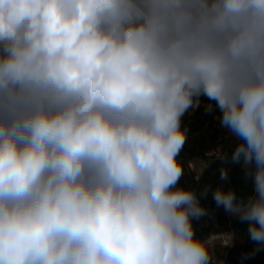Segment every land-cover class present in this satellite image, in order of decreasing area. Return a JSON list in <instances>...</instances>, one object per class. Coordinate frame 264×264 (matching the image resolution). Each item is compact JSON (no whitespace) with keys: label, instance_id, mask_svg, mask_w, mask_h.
I'll list each match as a JSON object with an SVG mask.
<instances>
[{"label":"clouds","instance_id":"1","mask_svg":"<svg viewBox=\"0 0 264 264\" xmlns=\"http://www.w3.org/2000/svg\"><path fill=\"white\" fill-rule=\"evenodd\" d=\"M201 98L254 185L212 200L262 251L264 0H0V264H210L178 186Z\"/></svg>","mask_w":264,"mask_h":264},{"label":"trees","instance_id":"2","mask_svg":"<svg viewBox=\"0 0 264 264\" xmlns=\"http://www.w3.org/2000/svg\"><path fill=\"white\" fill-rule=\"evenodd\" d=\"M212 103L201 98L198 108H190L182 117V127L186 129V141L178 159L184 170L185 159L201 158L213 150L220 148L222 154L211 159L198 181L188 175H182L178 186L191 188L198 194L208 189V197L201 200L202 205L210 210H216L218 215L211 221L194 220V228L199 238H202L210 227L213 232L224 231L227 228L233 231V245L225 251L220 247L208 248L211 257L210 264H264V250L253 253L255 245L248 238L247 223H241L237 217L226 213L222 207L217 208L212 200L211 192L217 187L224 190L232 189L238 199L247 200L254 195V185L251 177L246 176L240 164H233L231 154L239 140L229 130L219 123L218 110L208 112V104ZM228 172V180L221 181V171Z\"/></svg>","mask_w":264,"mask_h":264},{"label":"built area","instance_id":"3","mask_svg":"<svg viewBox=\"0 0 264 264\" xmlns=\"http://www.w3.org/2000/svg\"><path fill=\"white\" fill-rule=\"evenodd\" d=\"M221 154H222L221 149L217 148L207 152L204 155V157L185 159L183 161V165H184L183 174L190 176L194 181H198L201 174L210 163L211 159H213L214 157H218ZM178 162L180 163L181 159H178ZM208 210H209L208 215L202 217V220L206 222L211 221L215 216L218 215V212L216 210L213 209L212 210L208 209ZM195 234L198 237L196 232ZM199 239L206 242L208 248L213 249L214 247H220L225 251H227L233 245V231L232 229L227 228L224 231L213 232V227H210V229L207 231V234H204V236Z\"/></svg>","mask_w":264,"mask_h":264}]
</instances>
